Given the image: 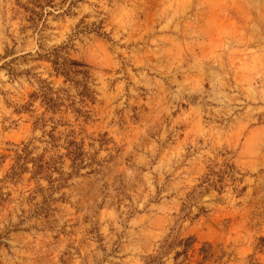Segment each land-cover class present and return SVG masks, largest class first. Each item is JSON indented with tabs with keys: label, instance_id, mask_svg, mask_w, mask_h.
Listing matches in <instances>:
<instances>
[{
	"label": "rangeland",
	"instance_id": "374dc122",
	"mask_svg": "<svg viewBox=\"0 0 264 264\" xmlns=\"http://www.w3.org/2000/svg\"><path fill=\"white\" fill-rule=\"evenodd\" d=\"M0 264H264V0H0Z\"/></svg>",
	"mask_w": 264,
	"mask_h": 264
},
{
	"label": "trees",
	"instance_id": "16d2710c",
	"mask_svg": "<svg viewBox=\"0 0 264 264\" xmlns=\"http://www.w3.org/2000/svg\"><path fill=\"white\" fill-rule=\"evenodd\" d=\"M57 66V63H55ZM73 65H77L76 62L72 63ZM70 146H74V149L69 151V156L73 158L74 162L77 163L80 161V158L83 156L82 152H80L81 148L78 147L76 143H71Z\"/></svg>",
	"mask_w": 264,
	"mask_h": 264
}]
</instances>
